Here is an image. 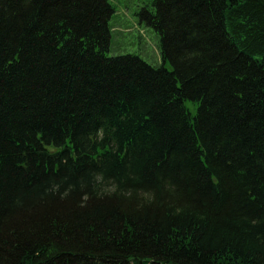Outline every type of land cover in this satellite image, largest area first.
I'll list each match as a JSON object with an SVG mask.
<instances>
[{
  "label": "trees",
  "instance_id": "obj_1",
  "mask_svg": "<svg viewBox=\"0 0 264 264\" xmlns=\"http://www.w3.org/2000/svg\"><path fill=\"white\" fill-rule=\"evenodd\" d=\"M152 3L0 0V264H264V0Z\"/></svg>",
  "mask_w": 264,
  "mask_h": 264
},
{
  "label": "rangeland",
  "instance_id": "obj_2",
  "mask_svg": "<svg viewBox=\"0 0 264 264\" xmlns=\"http://www.w3.org/2000/svg\"><path fill=\"white\" fill-rule=\"evenodd\" d=\"M114 14L109 20V57L135 55L154 68L163 66L159 58V37L140 20L139 13L147 9L153 13L152 0H109ZM166 69L170 68L167 63Z\"/></svg>",
  "mask_w": 264,
  "mask_h": 264
}]
</instances>
